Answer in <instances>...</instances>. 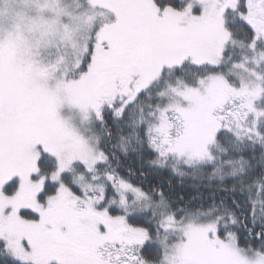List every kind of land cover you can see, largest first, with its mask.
<instances>
[{
    "label": "snow or ice",
    "instance_id": "obj_1",
    "mask_svg": "<svg viewBox=\"0 0 264 264\" xmlns=\"http://www.w3.org/2000/svg\"><path fill=\"white\" fill-rule=\"evenodd\" d=\"M0 264H264V0H0Z\"/></svg>",
    "mask_w": 264,
    "mask_h": 264
},
{
    "label": "trees",
    "instance_id": "obj_2",
    "mask_svg": "<svg viewBox=\"0 0 264 264\" xmlns=\"http://www.w3.org/2000/svg\"><path fill=\"white\" fill-rule=\"evenodd\" d=\"M181 195H183V193H181Z\"/></svg>",
    "mask_w": 264,
    "mask_h": 264
}]
</instances>
